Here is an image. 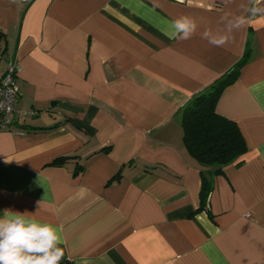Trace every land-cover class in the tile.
<instances>
[{
	"label": "crops",
	"instance_id": "1",
	"mask_svg": "<svg viewBox=\"0 0 264 264\" xmlns=\"http://www.w3.org/2000/svg\"><path fill=\"white\" fill-rule=\"evenodd\" d=\"M253 6L264 0H0L15 107L34 111L0 128V217L53 225L60 264H264V13ZM182 16L196 33L170 38ZM238 16L249 23L229 34ZM205 31L230 39L215 46ZM246 50L215 110L247 150L211 176L201 207L179 112Z\"/></svg>",
	"mask_w": 264,
	"mask_h": 264
},
{
	"label": "trees",
	"instance_id": "2",
	"mask_svg": "<svg viewBox=\"0 0 264 264\" xmlns=\"http://www.w3.org/2000/svg\"><path fill=\"white\" fill-rule=\"evenodd\" d=\"M248 56L249 52L246 50L227 72L192 96L179 112L183 144L188 155L201 168V207H205L211 192V176L226 165L241 164L247 150L238 126L217 114L215 107L222 92L237 80ZM64 160L65 158H57L53 163L58 164Z\"/></svg>",
	"mask_w": 264,
	"mask_h": 264
},
{
	"label": "clouds",
	"instance_id": "3",
	"mask_svg": "<svg viewBox=\"0 0 264 264\" xmlns=\"http://www.w3.org/2000/svg\"><path fill=\"white\" fill-rule=\"evenodd\" d=\"M259 0H253L257 4ZM248 12L251 16L264 13V7H251ZM249 23L244 16L235 18L229 34ZM170 38L178 40L190 39L197 30L196 22L187 16H182L172 22ZM209 37V43L215 46H224L230 35L212 36L210 31L203 33ZM10 162L5 160V163ZM40 207L41 202H37ZM61 238L56 228L48 223L30 219L25 213L11 212L0 217V264H60L64 257V250L59 245Z\"/></svg>",
	"mask_w": 264,
	"mask_h": 264
},
{
	"label": "built area",
	"instance_id": "4",
	"mask_svg": "<svg viewBox=\"0 0 264 264\" xmlns=\"http://www.w3.org/2000/svg\"><path fill=\"white\" fill-rule=\"evenodd\" d=\"M3 61V68L0 69V128L11 126L18 117L34 115L33 110H18L15 102L18 97L17 76L19 65L14 54L4 58L0 46V63Z\"/></svg>",
	"mask_w": 264,
	"mask_h": 264
}]
</instances>
